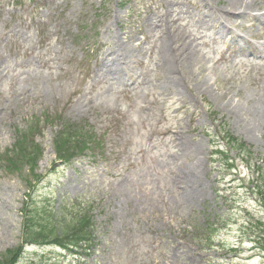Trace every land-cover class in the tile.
I'll return each instance as SVG.
<instances>
[{"label": "rangeland", "instance_id": "374dc122", "mask_svg": "<svg viewBox=\"0 0 264 264\" xmlns=\"http://www.w3.org/2000/svg\"><path fill=\"white\" fill-rule=\"evenodd\" d=\"M239 1L0 0V264H264V170L221 140L264 169V0ZM85 203L89 251L48 243Z\"/></svg>", "mask_w": 264, "mask_h": 264}, {"label": "trees", "instance_id": "16d2710c", "mask_svg": "<svg viewBox=\"0 0 264 264\" xmlns=\"http://www.w3.org/2000/svg\"><path fill=\"white\" fill-rule=\"evenodd\" d=\"M59 125L60 129L56 132L54 138L55 154L57 159L62 163H70L82 150V141L77 139V127L75 126V123L66 122L62 119L60 120ZM221 140L227 149L226 151H237L239 153V159H241L243 163H246L248 165L247 167H249L254 174L257 173L259 176L262 175L264 169L252 162L253 154L249 145L244 143L242 140L232 137L226 131H224V135ZM260 161L263 160L261 159ZM257 162H259V160ZM261 167L263 166L261 165ZM83 207L85 210L83 214L84 216H75L70 218L68 221H65L66 223L64 224L61 218H58L57 222L49 221V230L52 231V240L48 243H52L59 247L63 252L72 255L77 254L79 249H84L85 252L89 251L92 241L91 236L93 220L92 217L89 216V204H83L80 206L81 209H83ZM37 214L38 212L33 214L31 208L29 215L26 214L22 238L23 244H30L38 240L37 229L33 225ZM214 226L215 224H209L208 229ZM208 234L210 233L208 232ZM23 244L22 247H24Z\"/></svg>", "mask_w": 264, "mask_h": 264}, {"label": "bare ground", "instance_id": "6f19581e", "mask_svg": "<svg viewBox=\"0 0 264 264\" xmlns=\"http://www.w3.org/2000/svg\"><path fill=\"white\" fill-rule=\"evenodd\" d=\"M226 2L228 3V6H227V8H225V9H230L231 11H233V12H240L241 14H246L245 12H246V9H241V10H239L242 6H243V3L241 2V1H239V0H229V2H228V0H226ZM229 7V8H228ZM220 17V16H219ZM231 17H232V15H230L229 17H228V19H231ZM225 18H227V17H225ZM218 33L219 34H221V35H219V36H223V35H225V28H224V24H222L221 26H220V28H219V30H218ZM233 39H234V41L237 43V42H239V40H241L239 37H237V36H233ZM263 48H264V42H263ZM117 53L116 52H113V56H115ZM123 57H127V56H125V55H123ZM167 57H169V55H167ZM188 59H191L190 57L189 58H187V60ZM122 61L121 62H117L118 63V66H117V68H115V71L116 70H119V72H122V63H124V61H126V60H124L123 61V58L121 59ZM168 60V59H167ZM124 66V65H123ZM164 69H165V72L167 73V74H169L170 75V78H171V76H173L172 77V79H168V80H171L172 81V83H173V86L175 87V88H178V86H180V83L177 81V79H175V73H176V67H175V69L173 68V66L169 63V61L166 63V65L164 64ZM115 71L114 72H110V73H114L115 74ZM110 73L109 72H106V74L107 75H110ZM166 78H168V75L166 76ZM178 95H180V93H181V91L180 90H177V92H176ZM250 111H252V112H256L257 114H261V111L260 110H255V109H252V110H250ZM247 112H249V111H247ZM245 116V115H244ZM264 116V115H263ZM246 117V116H245ZM260 117V116H259ZM260 119H262V117H260ZM197 154V153H196ZM197 172V170L195 169V173Z\"/></svg>", "mask_w": 264, "mask_h": 264}]
</instances>
